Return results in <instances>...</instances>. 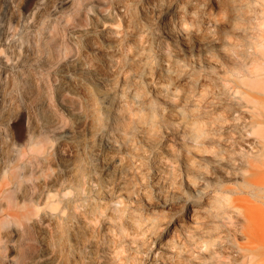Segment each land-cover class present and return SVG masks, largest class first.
<instances>
[{
  "label": "rangeland",
  "instance_id": "rangeland-1",
  "mask_svg": "<svg viewBox=\"0 0 264 264\" xmlns=\"http://www.w3.org/2000/svg\"><path fill=\"white\" fill-rule=\"evenodd\" d=\"M205 1L172 19L176 35L225 20ZM236 1L243 3L236 32L224 31L233 51L219 54L220 74L232 81L264 72V0ZM129 4L0 0V264H234L219 247L222 232L250 244L252 264H264V149L231 146L245 176L210 185L203 208L182 217L180 232L164 234L171 211L155 202L185 186L188 174L210 169L215 132L228 118L204 114L208 87L170 88L167 69L152 84L139 81L134 102L121 90L124 63L155 75L160 57L174 56L170 40L152 45L140 32L142 25L161 34L156 14L145 19L138 9L137 27ZM77 64L114 75L113 116L92 88L78 90L66 78ZM232 81L220 84L226 96ZM102 128L116 147L109 182L92 154Z\"/></svg>",
  "mask_w": 264,
  "mask_h": 264
},
{
  "label": "bare ground",
  "instance_id": "bare-ground-1",
  "mask_svg": "<svg viewBox=\"0 0 264 264\" xmlns=\"http://www.w3.org/2000/svg\"><path fill=\"white\" fill-rule=\"evenodd\" d=\"M200 1V0H199ZM206 10H220L225 15L222 23L203 22L201 27L193 29L190 34L176 35L171 28L172 19L183 14H192L198 8V0H184V7L179 0H130L128 14L133 25L138 27V9L146 19L148 13L156 14L155 25L162 28L157 37L149 28L141 25L140 32L146 33V43L161 45V38L170 40L173 44V57L166 59L160 57L155 75H146L138 63L131 66L124 63L123 68L129 72L123 79L121 90L128 95L132 102L138 95V82L143 78L151 84L161 79L164 70H169L167 82L170 88L183 87L187 90H195L197 87H208L210 93L204 105V114L214 112L224 113L228 120L222 123L215 132L218 141L219 152L210 161V169L198 170L194 178L188 174L185 178V186L178 185L169 197L159 195L155 205L163 209H169L171 215L165 223L164 234L168 232L178 233L183 228L186 215L191 220V213L200 211L204 204L203 198L210 185L218 184L222 179L242 178L246 174L242 159L229 150L234 144L260 151L264 149V72L256 71L251 78L241 77L231 80L220 74L223 61L219 54L226 56L233 51L227 42L224 31L236 32L233 21L236 20V12L243 9V3L236 0H206ZM104 35V30H97ZM93 34V33H91ZM113 47L104 46L108 52ZM138 52L133 58L136 59ZM264 55V52H263ZM67 72L66 78L78 90L87 92L92 88L101 98L105 112L113 116L114 104L117 101L118 87L115 84L114 75H103L96 71L87 70L83 65L77 64L73 71ZM65 78V76H64ZM232 81L231 89L226 96L220 84L222 81ZM233 103V106H231ZM63 107V106H62ZM67 111L71 109L64 106ZM240 116V118L238 117ZM76 126L75 132L79 131ZM72 131L64 137L72 138ZM97 138L93 145L92 154L100 164V172L110 181L116 174L112 159L114 143L105 129L95 131ZM159 155V151H153ZM157 173V172H156ZM187 182V185H186ZM163 235V234H162ZM222 241L219 245L233 259L234 264H252L253 249L250 244L233 242L230 235L222 232ZM158 237L154 238L158 242ZM202 264V263H200Z\"/></svg>",
  "mask_w": 264,
  "mask_h": 264
}]
</instances>
